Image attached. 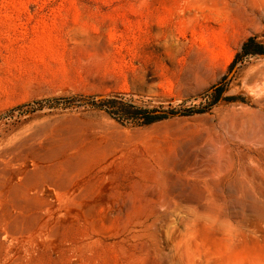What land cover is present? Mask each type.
Returning a JSON list of instances; mask_svg holds the SVG:
<instances>
[{
    "label": "rangeland",
    "instance_id": "rangeland-1",
    "mask_svg": "<svg viewBox=\"0 0 264 264\" xmlns=\"http://www.w3.org/2000/svg\"><path fill=\"white\" fill-rule=\"evenodd\" d=\"M252 39L264 0H0V148L29 201L0 264H264Z\"/></svg>",
    "mask_w": 264,
    "mask_h": 264
},
{
    "label": "bare ground",
    "instance_id": "bare-ground-1",
    "mask_svg": "<svg viewBox=\"0 0 264 264\" xmlns=\"http://www.w3.org/2000/svg\"><path fill=\"white\" fill-rule=\"evenodd\" d=\"M26 189V183L16 179L14 157L6 149L0 148V239L7 236V233H17L23 229L25 218L22 214L29 204V201L23 198ZM17 209L22 212H17Z\"/></svg>",
    "mask_w": 264,
    "mask_h": 264
},
{
    "label": "trees",
    "instance_id": "trees-1",
    "mask_svg": "<svg viewBox=\"0 0 264 264\" xmlns=\"http://www.w3.org/2000/svg\"><path fill=\"white\" fill-rule=\"evenodd\" d=\"M252 45H255L256 49H255V53L256 54H264V47L261 46V45H258L255 43V40L252 39L250 40L248 43L245 44L244 46V51L245 53L248 55V54H251L252 51H251V46ZM225 93V89L223 87H217L215 89V102H219L222 100L223 98V95ZM228 100H231V99H228ZM171 116H174L173 114H170ZM169 115H167V113H162V115H159V116H153L149 113H147L145 115V119H146V124H153L154 122L158 121V120H163V119H166L168 118Z\"/></svg>",
    "mask_w": 264,
    "mask_h": 264
}]
</instances>
